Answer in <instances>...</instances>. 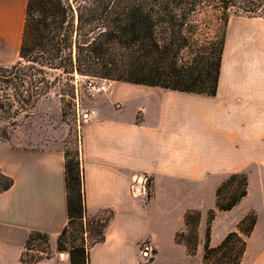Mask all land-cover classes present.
I'll return each instance as SVG.
<instances>
[{
	"label": "crops",
	"instance_id": "crops-1",
	"mask_svg": "<svg viewBox=\"0 0 264 264\" xmlns=\"http://www.w3.org/2000/svg\"><path fill=\"white\" fill-rule=\"evenodd\" d=\"M26 3L0 0L1 64L18 55ZM88 101L90 118L77 130L85 205L91 215L110 213L104 240L89 247L90 264L198 263L206 212L214 207L217 186L235 172L247 174V195L231 210L216 212L210 245L254 210L240 264H264V16L229 18L213 96L108 80L107 89ZM68 131L57 119L44 123L41 136L16 128L9 140L0 139V170L13 180L0 192V264H28L20 256L32 231L49 236L51 251L32 264H70L68 252L57 251L68 220ZM142 173L151 180L146 201L129 194L133 177ZM188 209L200 211L195 255L175 241ZM144 243L152 248L146 259L140 254Z\"/></svg>",
	"mask_w": 264,
	"mask_h": 264
},
{
	"label": "trees",
	"instance_id": "trees-1",
	"mask_svg": "<svg viewBox=\"0 0 264 264\" xmlns=\"http://www.w3.org/2000/svg\"><path fill=\"white\" fill-rule=\"evenodd\" d=\"M263 15L264 0H27L17 60L0 63V139L9 140L58 85L60 102L71 103L76 74L213 96L229 18ZM65 142L68 220L57 251H67L70 264H90L89 247L104 240L110 213L87 212L78 134L74 151ZM12 184L0 170V192ZM247 191L245 172L229 174L217 186L214 207L206 214L201 261L188 264L241 263L256 212L245 213L215 246L210 245L211 222L217 211L231 210ZM199 218V210H186L184 228L175 233L189 255L197 250ZM65 238L69 247L62 243ZM49 257V236L30 232L20 261L32 264Z\"/></svg>",
	"mask_w": 264,
	"mask_h": 264
},
{
	"label": "rangeland",
	"instance_id": "rangeland-1",
	"mask_svg": "<svg viewBox=\"0 0 264 264\" xmlns=\"http://www.w3.org/2000/svg\"><path fill=\"white\" fill-rule=\"evenodd\" d=\"M16 60L17 56L14 58V62ZM103 79L107 80V84L108 79L106 78H96L93 76L76 74L74 79L75 88L73 89L75 98L71 101V103L66 102L65 104H62L60 102L59 97L57 96V94H55L59 92L60 85H58L47 96L40 99L39 103L34 108L32 116H38L35 119V123L27 125L26 122L28 119H23L17 127V130L23 129L24 132H30L32 136H35L37 134H40L41 136V130L43 129L45 122L52 124L54 123V120H61L69 127L68 134L65 136V146L68 150L74 151V149L77 147V130L79 128V124H81V119L79 116H81L82 112L88 110V99L94 92L86 88V83L92 80L95 84H99V82ZM62 108H64V115H62ZM126 111L127 116H132L133 106H128ZM44 116L48 117L45 118ZM253 188L256 189L257 186H253ZM219 216L220 217L218 221L220 220V223L223 220V217L221 214ZM66 236L69 237V234H67ZM84 236L86 238V234ZM67 240L68 239L66 238L62 239V243L69 247L71 243H69ZM90 241L91 239L87 238L85 240V243H89ZM73 242L75 243L78 241L75 240ZM200 261L201 259H199L197 262L200 263Z\"/></svg>",
	"mask_w": 264,
	"mask_h": 264
},
{
	"label": "built area",
	"instance_id": "built-area-1",
	"mask_svg": "<svg viewBox=\"0 0 264 264\" xmlns=\"http://www.w3.org/2000/svg\"><path fill=\"white\" fill-rule=\"evenodd\" d=\"M107 80H101L99 84H95L92 80L86 83V88L94 92H103L107 89ZM119 105L117 104V107ZM81 123L90 118V111L86 110L82 112ZM129 194L131 197L146 201L149 199L151 194V180L148 174L142 173L137 174L133 177L129 185ZM62 253V252H61ZM60 253V254H61ZM152 248L148 243H144L141 246L140 254L142 258H148L151 256Z\"/></svg>",
	"mask_w": 264,
	"mask_h": 264
}]
</instances>
